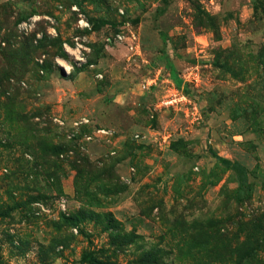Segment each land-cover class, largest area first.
<instances>
[{
	"label": "rangeland",
	"instance_id": "374dc122",
	"mask_svg": "<svg viewBox=\"0 0 264 264\" xmlns=\"http://www.w3.org/2000/svg\"><path fill=\"white\" fill-rule=\"evenodd\" d=\"M0 264H264V0H0Z\"/></svg>",
	"mask_w": 264,
	"mask_h": 264
},
{
	"label": "trees",
	"instance_id": "16d2710c",
	"mask_svg": "<svg viewBox=\"0 0 264 264\" xmlns=\"http://www.w3.org/2000/svg\"><path fill=\"white\" fill-rule=\"evenodd\" d=\"M224 164H226L227 166H230V168L235 172V174L241 178V180L243 181L244 180V172L241 170V168L239 167V165L237 164H230L229 162L227 161H223Z\"/></svg>",
	"mask_w": 264,
	"mask_h": 264
}]
</instances>
